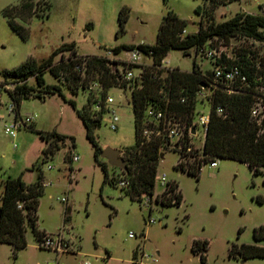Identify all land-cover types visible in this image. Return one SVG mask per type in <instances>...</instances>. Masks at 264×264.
Wrapping results in <instances>:
<instances>
[{
	"label": "rangeland",
	"instance_id": "obj_1",
	"mask_svg": "<svg viewBox=\"0 0 264 264\" xmlns=\"http://www.w3.org/2000/svg\"><path fill=\"white\" fill-rule=\"evenodd\" d=\"M262 1L220 4L214 10V20L222 22L241 11L262 13ZM17 3L19 0H0V81L6 79L4 70L16 68L28 57L39 63L63 43L74 42L80 55H106L107 50L122 44H155L159 24L169 10L187 21L183 34L194 33L200 21L194 9L202 0H34L35 13L31 17L24 19L26 12L21 11L23 18H14L20 25L19 33L2 14L3 8ZM123 6L128 7L129 17L125 31L116 34L118 13ZM232 41L244 50H240L244 57L256 56L264 48L263 43L257 45L249 39ZM212 44H216L215 38ZM188 53L185 56L183 50L171 49L163 63L182 71H191L194 62L203 70L212 68L202 54L195 55V48ZM69 54L60 51L55 61ZM117 56L126 58V50ZM133 70L138 72V68ZM42 77L45 84H59L61 93L34 96L42 88L35 85L34 76L28 78L26 81L34 85V90L21 100L19 113L34 112L37 117L33 124L18 130L14 138L4 131L11 118L7 111L10 98L0 90V194L2 182L9 176L21 175L26 184H32L41 174L43 192L39 197L37 227L47 234L60 233L69 249L57 254L40 246L27 225L24 248L14 252L10 244L0 243V264H140L142 254L151 260L141 264H264V257L242 260L237 254L228 256L233 243H254L253 228L264 224V202L256 201L257 196L264 197V167L254 175L239 160L217 158V165L204 164L197 178L176 166L180 156L176 150L168 149L157 171L177 184L182 201L179 205H166L153 198L147 206L119 185L120 167L109 165L108 174L115 180L103 182V170L94 156L95 146L86 137L77 113L88 95H98L99 84L92 82L90 88L72 94L49 71ZM107 94L114 102L105 106L94 136L101 150L119 148L126 158L123 150L136 139L131 93L128 87L116 85ZM69 100H74V106ZM199 106L209 110L206 102ZM111 111L119 118L116 129L110 127ZM38 130L55 131L66 139L58 143L59 149L54 153L46 154L48 144ZM195 143L201 146L200 140ZM66 154L70 161L64 159ZM73 154L79 159L72 160ZM186 158L192 159L190 155ZM99 160L107 162L102 156ZM161 191L162 187L156 184L154 193ZM129 233L133 236L129 237ZM194 239L208 242L203 263L199 253L191 250Z\"/></svg>",
	"mask_w": 264,
	"mask_h": 264
},
{
	"label": "trees",
	"instance_id": "obj_2",
	"mask_svg": "<svg viewBox=\"0 0 264 264\" xmlns=\"http://www.w3.org/2000/svg\"><path fill=\"white\" fill-rule=\"evenodd\" d=\"M34 0H19V3L9 5L2 9V14L7 17L12 29L20 31V25L14 21L20 16L21 11L26 12L24 19H28L33 12ZM234 0H202L196 5L194 11L200 15L199 26L196 32L183 34L187 21L180 18L172 10H169L162 18L155 44L140 43L134 45H117L109 49L113 54L118 55L122 50L137 48L151 56L153 65L146 67L143 74L141 87H134L131 91V104L134 112L135 143L126 147L123 151L128 160L122 172L129 180L126 187L127 193L131 197L139 199L142 193L152 195L155 187V175L159 161L164 156V151L160 150L162 140L145 141L141 136L144 123V109L152 101H158L159 90L169 89L173 98L170 105L179 110L184 116L190 118L189 114L194 107L196 91L200 88L202 72L194 62L191 71H182L178 68L157 67L171 49H181L183 54L188 56V50L195 48L198 50L210 39L228 43L230 39H256L264 40V12L259 14L237 12L233 17L216 22L214 20V10L220 4H227ZM49 3V2H48ZM205 3V6L202 5ZM46 4V3H45ZM50 7V3H49ZM261 9V8H260ZM128 7L123 6L118 13V29L116 34L125 31V23L128 20ZM23 18V17H22ZM244 51L243 49H240ZM60 51H69L70 54L55 61L56 55ZM241 55H243L241 53ZM120 62L110 60L106 55L87 54L80 55L76 51L74 42L63 43L55 48L51 54L37 63L32 57H28L22 64L11 70H4L3 74L7 82L13 83V88L9 96L13 101L16 110L23 97L31 96L34 85L26 80L31 76L35 78V85L42 88L34 96L45 97L46 94L61 93L59 84H45L42 75L49 71L55 78L64 83L72 94H76L79 89H88L92 82L100 85L97 96L88 95L87 101L82 109L77 113L85 129L86 137L95 146V159L100 164L104 178L103 182H111L115 177L108 174L109 164L100 161L101 148L98 146L94 130L100 124L102 113L105 111V99L109 88L119 85L120 87H133L134 85L121 74L118 73L117 65ZM153 76L155 78H153ZM186 95V103H179L176 97ZM253 98L250 94H227L219 90L215 91L211 104V114L208 123L207 133L203 145V153L207 157L205 160L217 158H230L245 163L254 175L260 174V168L264 167V139L256 133L255 125L250 121L249 112ZM74 106V100H69ZM163 107V102H160ZM98 106V108H96ZM217 106L224 109V114H218L215 110ZM39 136L48 144L45 153H54L59 149L58 143L64 142L66 136L55 131H37ZM72 145L74 139L71 138ZM192 160L186 158L185 162H177L183 171L199 176L200 161L196 154H191ZM64 159L70 161L66 154ZM188 168H185V164ZM114 167V166H113ZM122 174V173H121ZM120 176V175H118ZM120 178V177H119ZM264 185V179H263ZM2 193L0 194V243H8L14 252L26 246L25 232L27 225L32 229L37 240L41 241L45 231L37 227V209L39 197L43 192L42 175L39 174L37 180L32 184H26L22 176L7 177L2 182ZM124 188V187H122ZM174 183V201L170 197L160 200L162 204L179 205L182 201V194L177 190ZM176 189V191H174ZM258 203L264 202V197L257 196ZM18 204H21L18 207ZM241 229L238 230L240 233ZM254 243L232 244L228 251V256L239 255L242 260L251 257H264V245L257 242L264 240V224L253 228ZM207 241L194 239L191 250L199 253L200 261H205L203 253L207 248Z\"/></svg>",
	"mask_w": 264,
	"mask_h": 264
},
{
	"label": "built area",
	"instance_id": "obj_3",
	"mask_svg": "<svg viewBox=\"0 0 264 264\" xmlns=\"http://www.w3.org/2000/svg\"><path fill=\"white\" fill-rule=\"evenodd\" d=\"M259 7L264 12V1L259 3ZM185 32L183 30V33ZM215 39V45L212 44L213 39H210L204 46L195 50V55L202 54L208 59L212 68L203 70L199 67L202 72L203 82L196 91L194 107L189 114L190 118H187L179 110L170 105V101L173 99L170 95V90L161 88L159 90L158 101L150 102L144 109V125L141 130V136L145 141L162 140L159 147L161 151L165 152L168 149L176 150L180 156L179 162H185L186 155L191 156L192 153L196 154L201 159L200 169L206 163H209L211 167L217 165L216 159L205 160L204 158L207 156L203 153L204 140L211 114V104L213 95L217 90L227 94L247 93L252 96L253 101L249 112L250 121L255 125L257 135L262 136L264 139V48L258 51L256 56L244 57L241 55L239 47L233 43V39H230L228 43H224L217 38ZM251 41L257 45L264 44V40L251 39ZM126 52V58H119L110 50H107L106 57L120 62L117 65L118 73L134 85L133 87H128L131 93L134 87H141L145 69L153 65V60L150 55L137 48H131L126 50ZM163 60L157 67L170 69V67L164 65ZM133 68H138V72L135 73ZM153 78L155 77L153 76ZM13 85V83L7 81H0V90H3L9 96ZM176 100L183 104L186 103L187 97L186 95H180L176 97ZM113 102L114 98L107 95L105 106ZM160 102H163V107ZM204 102L209 105V110L207 111H204L199 106L200 104L204 106ZM215 110L218 114H224V109L221 106H217ZM7 111L11 118L9 123L4 125V131L11 138L16 136L18 130L27 128L33 124L37 117V114L34 112H28L24 115L20 114L16 110L11 98L7 105ZM118 120L117 114L111 111L110 127L112 129L117 128ZM196 140L201 141V146L195 143ZM78 159V155H72V160L76 161ZM185 168H188V165L185 164ZM122 171L119 185L126 188L129 186V180ZM156 184L162 187V191L158 194L153 192L152 195L142 193L140 201L150 206L153 198L155 202L161 199L164 200L168 196L171 201L175 200L174 192L171 190L174 187V182L169 180L166 174H160L157 171L155 175ZM20 206L21 204H18V207ZM128 236L132 237L133 234L129 233ZM40 246L52 250L57 254L69 249L67 240L60 233L45 234L42 236ZM149 259L151 260L150 256L142 254L138 263L141 264L143 260ZM47 264L53 263L48 262Z\"/></svg>",
	"mask_w": 264,
	"mask_h": 264
},
{
	"label": "water",
	"instance_id": "obj_4",
	"mask_svg": "<svg viewBox=\"0 0 264 264\" xmlns=\"http://www.w3.org/2000/svg\"><path fill=\"white\" fill-rule=\"evenodd\" d=\"M100 156L104 157L109 165L122 169H125L128 162L127 159L121 156V149L119 148L105 147L101 150Z\"/></svg>",
	"mask_w": 264,
	"mask_h": 264
},
{
	"label": "crops",
	"instance_id": "obj_5",
	"mask_svg": "<svg viewBox=\"0 0 264 264\" xmlns=\"http://www.w3.org/2000/svg\"><path fill=\"white\" fill-rule=\"evenodd\" d=\"M263 241H264V240H263ZM263 241L257 242V244L262 245L261 243H262Z\"/></svg>",
	"mask_w": 264,
	"mask_h": 264
}]
</instances>
